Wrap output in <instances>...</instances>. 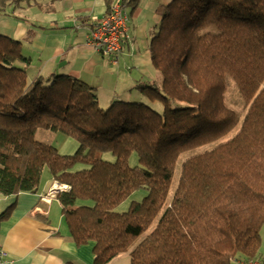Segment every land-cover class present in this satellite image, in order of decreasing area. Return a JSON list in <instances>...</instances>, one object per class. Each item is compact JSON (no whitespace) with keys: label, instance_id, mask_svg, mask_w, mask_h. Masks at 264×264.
I'll return each mask as SVG.
<instances>
[{"label":"trees","instance_id":"16d2710c","mask_svg":"<svg viewBox=\"0 0 264 264\" xmlns=\"http://www.w3.org/2000/svg\"><path fill=\"white\" fill-rule=\"evenodd\" d=\"M150 50L161 80L104 107L83 79L31 74L0 33V192H38L46 173L68 184L55 197L94 264H264V0H173ZM39 129L79 146L61 153Z\"/></svg>","mask_w":264,"mask_h":264},{"label":"crops","instance_id":"0c3cea01","mask_svg":"<svg viewBox=\"0 0 264 264\" xmlns=\"http://www.w3.org/2000/svg\"><path fill=\"white\" fill-rule=\"evenodd\" d=\"M172 1L126 5L128 38L117 62L88 41L93 26L107 13L106 0H22L13 11L0 12V33L22 42L23 51L32 57L31 74L83 79L95 86L100 103L109 106L113 100L142 96L136 89L140 83L159 81L151 40L163 8ZM51 184L46 173L38 192H0V215L13 206L6 218H0V245L6 253L1 264H94L93 243L77 245L70 238L58 198L42 201Z\"/></svg>","mask_w":264,"mask_h":264},{"label":"built area","instance_id":"2783aa9c","mask_svg":"<svg viewBox=\"0 0 264 264\" xmlns=\"http://www.w3.org/2000/svg\"><path fill=\"white\" fill-rule=\"evenodd\" d=\"M130 14L123 0H115L111 10L101 19L99 23L93 26L89 44L97 51L118 61L123 49L124 40L128 38V25ZM70 190L68 184L59 181H53L47 191L42 194L41 199L44 202H51L61 191ZM6 253L0 245V264L3 262ZM243 264H261L257 260H250Z\"/></svg>","mask_w":264,"mask_h":264},{"label":"rangeland","instance_id":"374dc122","mask_svg":"<svg viewBox=\"0 0 264 264\" xmlns=\"http://www.w3.org/2000/svg\"><path fill=\"white\" fill-rule=\"evenodd\" d=\"M16 13L18 15H20V14L23 15V12L21 10H19V9L16 10ZM128 29H129V25H128ZM158 77L161 80V76H158ZM159 78H158V80H159ZM104 107H107V105H105ZM159 107H160V105H159ZM37 137H38V139H40L42 141H45V142L50 143V144H53L54 146H56L58 148V150L61 153H64V154L74 153L77 150L78 146H79L77 140L73 139L72 137L66 136L62 132H56V131H53V130L39 129L37 131ZM209 146H211V145H208V147ZM188 154H190V153L188 152L185 155H188ZM185 155H183V157H185ZM131 160H133V162H136V164H137L138 163L137 155L133 154L132 157H131ZM181 160L182 159H180V161ZM180 161H179V164H178V167H177L176 176L179 175ZM174 186H175V183H174ZM144 194H145V191L144 190H140L139 192L135 193L133 195V197H129L124 202H122V204H120L119 207H117V210L118 211L127 210V208L129 207L130 202H131L132 199L140 200V199L143 198ZM261 233H262L263 241H262V246H261V249H260V253H264V227L262 228ZM109 264H131V257H130L129 252H125V253L120 254L118 256V258H115Z\"/></svg>","mask_w":264,"mask_h":264}]
</instances>
